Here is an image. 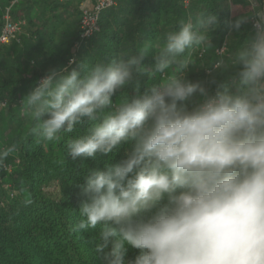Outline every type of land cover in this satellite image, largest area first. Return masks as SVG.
Masks as SVG:
<instances>
[{"label": "clouds", "instance_id": "clouds-1", "mask_svg": "<svg viewBox=\"0 0 264 264\" xmlns=\"http://www.w3.org/2000/svg\"><path fill=\"white\" fill-rule=\"evenodd\" d=\"M249 22L251 35L230 65L209 68L208 81L187 78L194 63L186 50L212 48L220 23L201 12L155 50L146 45L91 69L72 57L23 98L27 135L37 143L59 141L87 119L86 131L67 142L73 160L131 145L120 163L86 177L73 229L100 227L95 251L106 264H126L129 248L138 255L127 264H264V10L226 26L235 33ZM150 52L155 63L147 69ZM221 67L226 81L218 79ZM169 70L139 93L135 74ZM130 87L136 95L113 100ZM16 151L15 143L0 149V169Z\"/></svg>", "mask_w": 264, "mask_h": 264}, {"label": "trees", "instance_id": "trees-1", "mask_svg": "<svg viewBox=\"0 0 264 264\" xmlns=\"http://www.w3.org/2000/svg\"><path fill=\"white\" fill-rule=\"evenodd\" d=\"M80 1L17 0L10 7L12 18H23L26 24L19 41L0 45V99L6 100L0 108V149L17 145V151L5 161L7 167L0 169V264H106L103 254L95 251L100 227L81 232L73 229L81 219L78 206L84 198L81 191L86 177L106 163H120L131 145L107 156L97 154L95 159H71L66 155L67 142L86 131V118L72 133H61L59 141L37 143L35 137L28 136L32 121L22 114L21 102L50 69L67 65L72 57L91 69L146 45L155 50L158 44L162 46L165 33L204 12L216 13L220 21L210 33L214 46L186 50L185 56L190 53L194 63L187 78L208 81L209 68L220 61L230 65L252 30L251 22L235 33L226 26L238 16L253 14V8H245L251 5L250 0H189L187 6L183 0H116L101 11L99 29L82 39ZM10 2L0 0V28ZM233 6L243 9L233 13ZM142 63L152 69L153 54ZM216 71L222 81L230 75L224 67ZM169 74L171 70L135 74L139 93L163 82ZM209 88L214 92L216 85ZM136 94L130 87L113 100L118 103ZM26 198L31 199L30 205L23 204ZM137 255L138 250L129 248L126 264Z\"/></svg>", "mask_w": 264, "mask_h": 264}, {"label": "built area", "instance_id": "built-area-1", "mask_svg": "<svg viewBox=\"0 0 264 264\" xmlns=\"http://www.w3.org/2000/svg\"><path fill=\"white\" fill-rule=\"evenodd\" d=\"M17 0H11L10 4L5 8L2 16L3 24L0 28V45L9 43L11 40L19 41L20 33L25 26V19H13L10 14V7ZM116 0H94L90 7L81 8L80 16V38L86 39L99 29L98 19L102 10L115 5ZM187 6L189 0H183ZM251 8H253L251 4ZM264 10V0H258L256 8H253V14L256 11ZM252 14V15H253ZM223 51V47L219 52ZM6 104V100L0 99V108Z\"/></svg>", "mask_w": 264, "mask_h": 264}, {"label": "crops", "instance_id": "crops-1", "mask_svg": "<svg viewBox=\"0 0 264 264\" xmlns=\"http://www.w3.org/2000/svg\"><path fill=\"white\" fill-rule=\"evenodd\" d=\"M94 2V0H82L79 3V6L82 7H90L92 5V3Z\"/></svg>", "mask_w": 264, "mask_h": 264}, {"label": "rangeland", "instance_id": "rangeland-1", "mask_svg": "<svg viewBox=\"0 0 264 264\" xmlns=\"http://www.w3.org/2000/svg\"><path fill=\"white\" fill-rule=\"evenodd\" d=\"M245 8H246V9H247V8H248V9H251V5L248 6V7H245ZM239 9H243V8H242V7H239V6H238V7H237V6H236V7H235V6L232 7L233 13H234L236 10H239Z\"/></svg>", "mask_w": 264, "mask_h": 264}]
</instances>
